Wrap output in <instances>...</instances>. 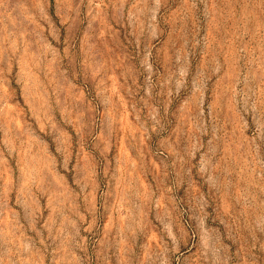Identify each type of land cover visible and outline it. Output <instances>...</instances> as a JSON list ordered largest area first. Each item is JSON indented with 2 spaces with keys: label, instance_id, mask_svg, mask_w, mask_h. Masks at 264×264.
I'll return each mask as SVG.
<instances>
[{
  "label": "rangeland",
  "instance_id": "1",
  "mask_svg": "<svg viewBox=\"0 0 264 264\" xmlns=\"http://www.w3.org/2000/svg\"><path fill=\"white\" fill-rule=\"evenodd\" d=\"M0 264H264V0H0Z\"/></svg>",
  "mask_w": 264,
  "mask_h": 264
}]
</instances>
